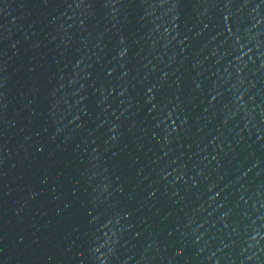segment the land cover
<instances>
[{"label": "water", "instance_id": "obj_1", "mask_svg": "<svg viewBox=\"0 0 264 264\" xmlns=\"http://www.w3.org/2000/svg\"><path fill=\"white\" fill-rule=\"evenodd\" d=\"M0 264H264V0H0Z\"/></svg>", "mask_w": 264, "mask_h": 264}]
</instances>
